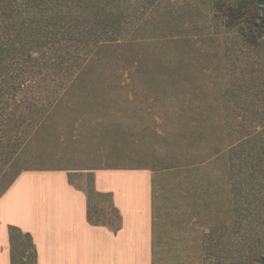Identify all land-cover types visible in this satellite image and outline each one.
I'll return each instance as SVG.
<instances>
[{
  "label": "rangeland",
  "instance_id": "1",
  "mask_svg": "<svg viewBox=\"0 0 264 264\" xmlns=\"http://www.w3.org/2000/svg\"><path fill=\"white\" fill-rule=\"evenodd\" d=\"M211 3L163 0L159 11L143 13L144 20L132 17L126 32L138 26L134 39L103 45L74 74L110 85L105 93L92 91L58 104L60 82L70 74L18 60L10 78L0 82V196L20 172L65 169L71 181L90 194L93 218L117 221L111 197L94 191L95 171L148 168L155 176L154 264H220L215 252L223 257L221 264H257L254 229L264 225V208L255 210L258 217L252 214L238 230L231 228V196L239 183L232 165L243 163L234 156L238 146L234 154L226 151L199 170H166L180 161L190 162L176 155L184 139L190 148L196 139L205 142L208 136L210 141L212 129L201 117L224 122L227 113L229 141L246 134L248 129L241 128L231 138L238 123L253 121L237 96L249 88L258 91L259 79H264V38L256 45L240 41L212 19ZM130 81L141 87H131L125 102L113 86ZM195 99L201 101V110L188 104ZM201 112L203 116L197 114ZM42 122L45 125L35 126ZM254 185L262 191L264 182ZM250 187L245 182L242 193ZM225 222L229 226L222 242L239 236L237 247H227L226 242L212 246L217 234L211 228L216 232Z\"/></svg>",
  "mask_w": 264,
  "mask_h": 264
},
{
  "label": "trees",
  "instance_id": "2",
  "mask_svg": "<svg viewBox=\"0 0 264 264\" xmlns=\"http://www.w3.org/2000/svg\"><path fill=\"white\" fill-rule=\"evenodd\" d=\"M161 1L163 0H0V82H4L5 78H10L13 65L18 60L26 58L38 67H52L70 74L67 79L60 82L61 99L58 100V104L69 103L70 98L81 94L85 96L84 93L92 91L107 92L105 90L110 85L96 80H85L79 76L74 77L76 70L82 68L103 45L132 40V37L134 39V34L138 32L134 30L138 26L131 34L128 35L126 32L132 17L137 16L138 20H141L146 10H152L153 13L159 11ZM210 14L215 22L235 33L240 41L256 45L264 38V0H212ZM259 80L258 91L253 92L249 88L244 94L236 95L239 98V104L242 103L244 112L253 114V121L250 123L239 121V129L231 132V138L234 132H241V128L248 129L245 135H240L236 141L231 140L234 142L232 143L229 141V129L226 127V118H229L227 113L226 117L223 116L224 122L218 121L217 123L212 121L208 115L203 116V112L197 113L203 116L200 120L208 122L209 129H212L210 141H207L208 136L205 142L201 139L196 141V139L193 142V146L195 143L196 146L190 148L189 141L184 139L176 155L183 154L191 158L190 162L181 163L180 161L166 169L167 172L172 171L173 173L199 170L204 165L214 164L226 151L234 154V147L238 146L240 151L238 150L239 152L234 156L242 159L243 163L240 164L238 160L232 165V170L237 173L236 178L239 181L238 185L234 186L235 190L231 196L230 220L233 230H238L242 222L250 218L252 214L255 218L258 217L255 210L260 209L261 212L264 208L261 207L264 205V199L262 200L264 187L262 185L263 190L257 191L256 184L253 186L255 181L259 184L264 182V79ZM153 84L149 82L147 87L153 90ZM157 84L160 86L159 83ZM131 87L137 90L141 85L130 81L123 84L118 83L113 86V89L119 90L120 98L126 102L129 100L128 91ZM228 100L229 98L226 99ZM101 102L98 105L102 106L103 102ZM188 104L201 110L199 99L188 101ZM43 124L44 122L37 123L35 126L41 127ZM214 124L215 130H213ZM18 148L14 147V151ZM20 174L21 172L16 175L10 186ZM248 181L251 187L244 195L242 193L243 184ZM94 191L97 194H108L113 201L112 193L98 192L95 186ZM87 194L89 221L92 224L107 225L117 232L122 226L120 210L113 203L118 217L117 221L115 219L104 221L99 218L95 220L90 209V194L88 192ZM228 226L226 222L220 224L216 232L213 227L211 228L213 235L217 234L216 242H212V246L223 245L225 242L227 247L230 244H234L235 247L240 244L239 236L234 235L232 242H229V236L226 241L222 242L223 234L228 230ZM254 231L258 244L255 246L253 261L257 264H264V225L261 224L260 228ZM9 234L12 264H38V253L32 234L24 232L16 225H9ZM29 246L30 249H28ZM211 247L208 245V251ZM235 251L237 253L235 258L239 259V247ZM222 258L217 252L214 253L217 263L221 264ZM208 259L213 258L210 256Z\"/></svg>",
  "mask_w": 264,
  "mask_h": 264
},
{
  "label": "crops",
  "instance_id": "3",
  "mask_svg": "<svg viewBox=\"0 0 264 264\" xmlns=\"http://www.w3.org/2000/svg\"><path fill=\"white\" fill-rule=\"evenodd\" d=\"M94 186L112 193L115 232L88 219L87 192L65 169L22 172L0 197V264H12L9 225L34 238L38 264H154L155 176L148 168L97 169Z\"/></svg>",
  "mask_w": 264,
  "mask_h": 264
}]
</instances>
